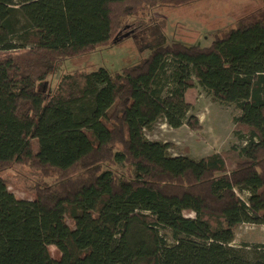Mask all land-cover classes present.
Instances as JSON below:
<instances>
[{
    "label": "trees",
    "instance_id": "trees-1",
    "mask_svg": "<svg viewBox=\"0 0 264 264\" xmlns=\"http://www.w3.org/2000/svg\"><path fill=\"white\" fill-rule=\"evenodd\" d=\"M197 1L0 0V168L55 175L33 200L0 181V264H264V244L234 246L241 226H264V0L210 47L170 44L146 21ZM137 35L140 63L67 73L48 92L58 63ZM197 89L239 111L236 144L174 156L146 133L202 131Z\"/></svg>",
    "mask_w": 264,
    "mask_h": 264
},
{
    "label": "rangeland",
    "instance_id": "rangeland-1",
    "mask_svg": "<svg viewBox=\"0 0 264 264\" xmlns=\"http://www.w3.org/2000/svg\"><path fill=\"white\" fill-rule=\"evenodd\" d=\"M260 9L261 5L254 0H200L180 7H160L153 10L146 21L151 26L165 23L163 33L170 44L182 42L210 47L213 34L235 28L240 20L257 14ZM119 40L118 44L111 47L58 63L47 81L48 92L54 91L64 74L76 71L91 73L99 69L120 73L123 69L140 63L144 56L147 57L148 44L143 36L122 37ZM47 89L43 88L45 92ZM187 101L193 105V114L200 119L202 131L195 132L188 127L174 131L160 122L153 132L146 133V137L151 141L174 144L175 148L171 150L174 156L186 154L194 159H202L228 152L236 144L233 136L234 118L239 115V111L233 107H220L198 89L188 93ZM35 146L34 154L38 151L36 141ZM234 164V161L228 162L230 171ZM54 180L55 175L42 180L41 175L28 165L0 168V181H5L10 192L20 200H33L34 189L38 185L50 184ZM241 197L246 199L245 195ZM184 216L194 217L191 213H184ZM68 224L73 226L70 221ZM62 234L64 235L63 230ZM243 243L264 244V226H241L236 232L234 246L239 247ZM49 249L54 258L60 257L56 247L50 246Z\"/></svg>",
    "mask_w": 264,
    "mask_h": 264
},
{
    "label": "crops",
    "instance_id": "crops-1",
    "mask_svg": "<svg viewBox=\"0 0 264 264\" xmlns=\"http://www.w3.org/2000/svg\"><path fill=\"white\" fill-rule=\"evenodd\" d=\"M184 127H186V126H184ZM183 128V127H182ZM181 129V128H180ZM179 130V129H178ZM174 131H177V130H174Z\"/></svg>",
    "mask_w": 264,
    "mask_h": 264
}]
</instances>
